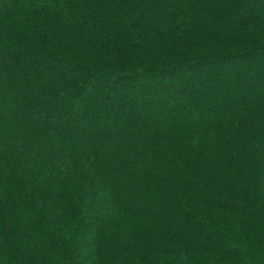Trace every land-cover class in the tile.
I'll list each match as a JSON object with an SVG mask.
<instances>
[{"label":"trees","instance_id":"trees-1","mask_svg":"<svg viewBox=\"0 0 264 264\" xmlns=\"http://www.w3.org/2000/svg\"><path fill=\"white\" fill-rule=\"evenodd\" d=\"M0 264H264V0H0Z\"/></svg>","mask_w":264,"mask_h":264}]
</instances>
